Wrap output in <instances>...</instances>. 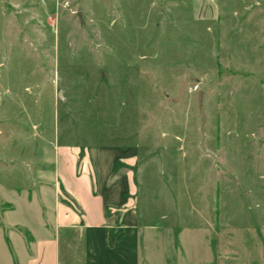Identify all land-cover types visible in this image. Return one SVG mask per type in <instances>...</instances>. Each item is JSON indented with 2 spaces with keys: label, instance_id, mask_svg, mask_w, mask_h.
<instances>
[{
  "label": "rangeland",
  "instance_id": "rangeland-1",
  "mask_svg": "<svg viewBox=\"0 0 264 264\" xmlns=\"http://www.w3.org/2000/svg\"><path fill=\"white\" fill-rule=\"evenodd\" d=\"M95 155L141 264H264V0H0V264L88 263L53 178Z\"/></svg>",
  "mask_w": 264,
  "mask_h": 264
},
{
  "label": "crops",
  "instance_id": "crops-1",
  "mask_svg": "<svg viewBox=\"0 0 264 264\" xmlns=\"http://www.w3.org/2000/svg\"><path fill=\"white\" fill-rule=\"evenodd\" d=\"M94 157L96 160V170L94 172L97 174V192L94 190V181L88 158L85 159V166L81 174L78 173L79 169L76 168L77 156L74 161L75 167L69 168L66 163L58 164L53 178L56 190L63 186L67 194L81 206L83 211L81 219L84 218L83 223L87 226L85 229L89 230L84 233L87 241L85 251L88 258L87 264H107L108 260H111L110 257H105L107 246L117 251V256L114 260L112 259L113 264H141L136 231L120 233V236L116 237L117 234L114 235L111 232L112 230H108V224L114 219L117 220L115 216L108 215L109 208L127 206V202H132L131 198H127V195H132L130 186L133 179L129 174H126L124 179L119 176L120 178L114 179L110 183L111 177L115 173L116 161L122 155H95ZM114 191L116 195H109L108 198L106 196L102 197V194ZM58 206L59 224L76 226V220L78 221L76 212L65 204L58 203ZM136 225V222L132 224L133 227ZM0 230L2 231V229ZM0 238L3 241L5 240L4 233L0 232ZM35 259L28 260L29 264L34 262Z\"/></svg>",
  "mask_w": 264,
  "mask_h": 264
},
{
  "label": "water",
  "instance_id": "water-1",
  "mask_svg": "<svg viewBox=\"0 0 264 264\" xmlns=\"http://www.w3.org/2000/svg\"><path fill=\"white\" fill-rule=\"evenodd\" d=\"M60 97H62L61 93L59 94Z\"/></svg>",
  "mask_w": 264,
  "mask_h": 264
}]
</instances>
